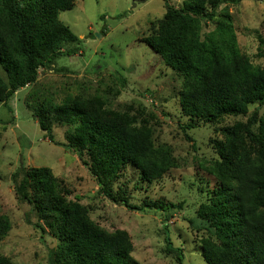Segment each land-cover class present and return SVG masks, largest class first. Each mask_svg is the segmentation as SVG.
Instances as JSON below:
<instances>
[{"label": "trees", "instance_id": "trees-1", "mask_svg": "<svg viewBox=\"0 0 264 264\" xmlns=\"http://www.w3.org/2000/svg\"><path fill=\"white\" fill-rule=\"evenodd\" d=\"M75 1L0 0V105L37 84L41 69L53 70L60 57L81 51L83 40L60 19ZM244 1L185 0L177 9L164 0V18L152 23L145 40L183 79L181 117L190 121L182 126L188 140L194 141L187 132L199 122L213 125L218 137L210 141L215 156L199 164L205 202L198 210V227L210 235L202 241L207 264H264V66H255L239 47L230 9ZM204 26L210 32L204 34ZM42 97L33 117L48 139L57 143L54 128L66 126V142L57 145L77 154L100 195L132 211L159 212L166 224V253L184 264V249L175 247L168 228L183 204L135 203L122 182L132 170L142 182L159 184L179 167L171 146L155 137L150 117L141 111L112 112L103 98L89 100L85 93L68 94L59 102L54 93ZM228 117L246 121L219 127ZM20 170L14 180L18 200L37 217L33 226L59 242L50 264H139L131 235L107 231L80 199L66 200L51 168L27 169L23 159ZM11 228L9 218L0 215V243ZM0 264L13 262L0 256Z\"/></svg>", "mask_w": 264, "mask_h": 264}, {"label": "rangeland", "instance_id": "rangeland-1", "mask_svg": "<svg viewBox=\"0 0 264 264\" xmlns=\"http://www.w3.org/2000/svg\"><path fill=\"white\" fill-rule=\"evenodd\" d=\"M170 1L179 9L185 0ZM230 12L241 51L255 66H264V1L247 0ZM165 13L164 0H76L71 10L61 14V21L83 40L81 51L60 57L53 70L41 69L37 84L17 92L8 105H0V215L7 216L12 226L0 243V256L13 264H50V253L59 243L51 233L43 236L33 226L37 217L29 204L17 198L14 180L23 171L24 159L27 169L51 168L66 200L80 199L104 229L126 230L139 264H177L175 256L166 253L163 216L156 211H132L100 195L99 184L77 154L57 145L66 142L67 127L54 128L57 143H52L33 117L34 108L44 99L40 94L54 93L59 102L68 94L85 93L89 100L103 98L112 112H143L150 117L158 141L171 146L179 167L161 183H144L132 170L122 182L129 186L135 203L146 199L182 203L183 209L174 211L168 223L170 238L175 247L184 249V264H207L202 241L210 235L198 227V210L205 202L199 164L215 156L210 141L218 137L213 125L202 122L187 132L192 142L182 129L190 123L181 117L183 79L145 42L152 23ZM210 30L204 26L203 33ZM237 121L246 118L228 117L219 127ZM213 185L214 181L208 189Z\"/></svg>", "mask_w": 264, "mask_h": 264}]
</instances>
